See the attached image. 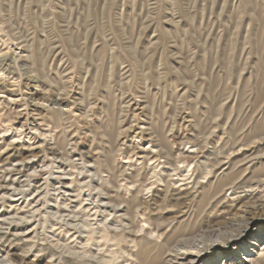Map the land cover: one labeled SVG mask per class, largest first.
Masks as SVG:
<instances>
[{
  "label": "rangeland",
  "instance_id": "rangeland-1",
  "mask_svg": "<svg viewBox=\"0 0 264 264\" xmlns=\"http://www.w3.org/2000/svg\"><path fill=\"white\" fill-rule=\"evenodd\" d=\"M263 130L264 0H0V264H264Z\"/></svg>",
  "mask_w": 264,
  "mask_h": 264
},
{
  "label": "bare ground",
  "instance_id": "bare-ground-1",
  "mask_svg": "<svg viewBox=\"0 0 264 264\" xmlns=\"http://www.w3.org/2000/svg\"><path fill=\"white\" fill-rule=\"evenodd\" d=\"M264 131V130H263ZM245 140V139H244ZM246 145V144H245ZM60 150V149H59ZM62 153V152H61ZM16 165V164H15ZM22 165V164H21ZM21 167V166H20ZM20 167L18 168V169H20ZM12 168V167H11ZM14 168V167H13ZM4 170H5V168H3ZM91 171V170H90ZM163 171V170H162ZM240 171V170H239ZM92 172V171H91ZM241 172H242V170H241ZM261 172V171H260ZM79 173V172H78ZM77 173V174H78ZM143 173V172H142ZM164 173V172H163ZM200 173H201V171H200ZM209 173V172H208ZM262 173V172H261ZM264 173V172H263ZM93 174V173H92ZM167 174V173H166ZM181 174V173H180ZM61 175V174H60ZM141 175V174H140ZM161 175V174H160ZM184 174H182V176H183ZM203 175V174H202ZM144 176V175H143ZM192 176V175H191ZM190 176V177H191ZM197 176V175H196ZM262 176V175H261ZM112 177V176H111ZM164 177V176H163ZM166 177H167V175H166ZM264 177V176H263ZM197 178V177H196ZM97 179V178H96ZM165 179H167V178H165ZM164 179V180H165ZM211 179V178H210ZM246 179V178H245ZM249 179V178H248ZM58 180V179H57ZM77 180V179H76ZM106 180V179H105ZM113 180H114V178H113ZM175 180V179H174ZM251 180V179H250ZM79 181V180H78ZM141 181V180H140ZM145 181V180H144ZM144 181H142L141 183H144ZM177 181V180H176ZM184 181V180H183ZM246 181V180H245ZM255 181V180H254ZM129 182V181H128ZM131 182V181H130ZM162 182V181H161ZM227 182H229L228 180H227ZM257 182V181H256ZM260 182H261V179H260ZM51 183V182H50ZM63 183V182H62ZM91 183V182H90ZM132 183V182H131ZM178 183V182H177ZM219 183V182H218ZM77 184V183H76ZM98 184V183H97ZM165 184V183H164ZM227 184H229V183H227ZM226 184V185H227ZM231 184V183H230ZM39 185V184H38ZM38 185H36V186H38ZM99 185V184H98ZM129 185V184H128ZM143 185V184H142ZM243 185V184H242ZM53 186V185H52ZM85 186V185H84ZM133 186V185H132ZM217 186H219L218 184H217ZM233 186V185H232ZM245 186V185H244ZM41 187V186H40ZM75 187V186H74ZM221 187V186H220ZM251 187H253L252 185H251ZM38 188V187H37ZM36 188V189H37ZM17 189H19V188H17ZM39 189V188H38ZM54 189V188H53ZM100 189V188H99ZM232 189V188H231ZM237 189V188H236ZM54 190H56V189H54ZM165 190V189H164ZM235 190V189H234ZM14 191V190H13ZM66 191V189L64 190V192ZM101 191V190H100ZM103 191V190H102ZM113 191V190H112ZM132 191V190H131ZM233 191V190H232ZM231 191V192H232ZM236 191V190H235ZM25 192V191H24ZM53 192V191H52ZM75 192V191H74ZM76 192H78V191H76ZM26 193V192H25ZM34 193V192H33ZM62 193V192H61ZM135 193V192H134ZM19 194V193H18ZM69 194V193H68ZM39 195V194H38ZM41 195V194H40ZM181 195V194H180ZM61 196V195H60ZM106 196H108V195H106ZM178 196V195H177ZM250 196V195H249ZM24 197V196H23ZM53 197V196H52ZM66 197V196H65ZM85 197V196H84ZM92 197V196H91ZM100 197V196H99ZM133 197V196H132ZM172 197V196H171ZM36 198V197H35ZM55 198V197H54ZM53 198V199H54ZM69 198V197H68ZM77 198H78V196H77ZM169 198V197H168ZM94 199V198H93ZM179 199V198H178ZM178 199H176V201H178ZM57 200V196H56V198H55V201ZM81 200V199H80ZM83 200H84V198H83ZM54 201V202H55ZM87 201H89V200H87ZM100 201V200H99ZM108 202H109V200H107ZM246 201V200H245ZM52 203H53V201H51ZM93 202V201H92ZM100 202H103V200L102 201H100ZM57 203V202H56ZM175 203V202H174ZM242 203H243V201H242ZM245 203V202H244ZM247 203V202H246ZM109 204V203H108ZM112 204H113V202H112ZM127 204V203H126ZM130 204V203H129ZM177 204V203H176ZM244 205V204H243ZM85 206V205H84ZM83 206V207H84ZM130 206V205H129ZM246 206H248V209H247V211L249 212H247L248 214H255V213H260L258 216L262 219V220H264V199H259V198H256V199H254L253 201H251L250 203H249V205H246ZM58 207V206H57ZM113 207V206H112ZM118 207V206H117ZM126 207H127V205H126ZM63 208V207H62ZM106 208V207H105ZM128 208V207H127ZM64 209V208H63ZM68 209V208H67ZM101 209V208H100ZM127 210V209H126ZM85 211H87L86 209H85ZM125 211V210H124ZM101 212V211H100ZM64 213V212H63ZM102 213V212H101ZM107 213V212H106ZM122 213V212H121ZM55 214V213H54ZM66 214H68V212L66 213ZM74 214H75V212H74ZM124 214V213H123ZM53 215V214H52ZM102 215V214H101ZM104 215V214H103ZM72 216V215H71ZM91 216V215H90ZM125 216H126V214H125ZM24 217V216H23ZM27 218H29V217H27ZM97 218V217H96ZM53 220V221H52ZM52 220H51V225L54 227L55 225H57V223H62L63 224V226H66V225H71V226H79V225H82V226H84V227H86V228H88L87 226H90V223H88L89 221H88V219H86L85 217H80V216H73V218L71 219L70 217H68L67 215L65 216V215H62V214H57V212H56V214L55 215H53L52 216ZM122 220V219H121ZM49 221V220H48ZM75 223V224H71V223H73V222ZM76 221H79V222H77L76 223ZM103 221V220H102ZM101 221V222H102ZM244 221V220H243ZM91 222V221H90ZM98 222V221H97ZM110 222V221H109ZM46 223H48L49 224V222H47V220H46ZM111 223V222H110ZM42 224V223H41ZM92 224V223H91ZM231 225V224H230ZM43 226V225H42ZM96 226H98V225H96ZM91 227V226H90ZM111 227H112V225H111ZM229 227V226H228ZM43 228V227H42ZM83 228V227H82ZM114 228V227H113ZM116 228H117V226H116ZM129 228H130V226H129ZM52 229V228H51ZM51 229H49V230H51ZM55 229V228H54ZM57 229V228H56ZM63 229V228H62ZM69 229V228H68ZM68 229H67V231H68ZM83 230V229H82ZM100 230V229H99ZM115 230V229H114ZM117 230V229H116ZM36 231V230H35ZM102 231V230H101ZM139 231V230H138ZM53 232V231H52ZM89 232V231H88ZM110 232H112V231H110ZM151 232V231H150ZM236 232V231H235ZM54 233V232H53ZM76 233V232H75ZM85 234V233H84ZM146 234V233H145ZM234 234H236V233H234ZM238 234V233H237ZM51 235V234H50ZM48 236V235H46L45 236V234L43 235L42 233H39L38 232V234L36 233V235H35V232H34V236H32V239H39L40 241H38L39 242V245L38 246H40V248L37 250V252H40L42 249H43V247H44V245H45V242H46V239H45V237L47 238V240H48V242H52L55 246H57V249H58V247H62V248H64L66 251L68 250H70L65 244H63V243H61L60 242V240H58V239H56V237H55V235H51V236ZM86 235V234H85ZM97 235H98V233H97ZM31 237V236H30ZM87 237V236H86ZM22 238V237H21ZM25 238V237H24ZM27 238V237H26ZM51 238H54V239H51ZM94 238V237H93ZM183 238V237H182ZM224 238V237H223ZM228 238V237H227ZM97 239V238H96ZM189 239V238H188ZM21 241V240H20ZM51 243V244H52ZM61 243V244H60ZM71 244V243H70ZM36 246V245H35ZM52 246V245H51ZM54 246V247H55ZM164 246V245H163ZM204 246V240H202V238H198V239H194V240H192V241H190V242H185V243H183V244H181V245H178V247L176 248V249H174V250H172V251H174V252H177V253H183V255H178L177 253H174L173 252V260L172 259H170V262H173V261H176L177 260V258H179L180 257V259L179 260H183V262H180L179 264H186V263H188V262H191V261H196L197 259H199V257H200V253H201V248ZM84 247V246H83ZM35 249V248H34ZM82 249V248H81ZM36 250V249H35ZM44 251V250H43ZM179 251V252H178ZM82 253V252H81ZM184 254L186 255V256H184ZM51 255H53V254H51ZM191 257H193V258H190V256ZM7 257V256H6ZM183 257V258H182ZM21 258V257H20ZM185 258V259H184ZM8 259H9V257H8ZM155 259V258H154ZM5 260V259H4ZM184 260H186V261H184ZM251 260H253V258L251 259ZM6 262L8 261L7 259L5 260ZM156 261V260H155ZM154 261V262H155ZM153 263V262H152Z\"/></svg>",
  "mask_w": 264,
  "mask_h": 264
}]
</instances>
